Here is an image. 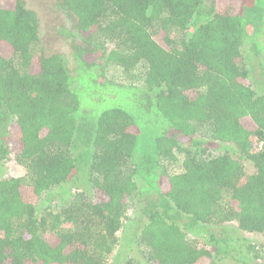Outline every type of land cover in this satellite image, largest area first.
Instances as JSON below:
<instances>
[{
  "label": "trees",
  "instance_id": "1",
  "mask_svg": "<svg viewBox=\"0 0 264 264\" xmlns=\"http://www.w3.org/2000/svg\"><path fill=\"white\" fill-rule=\"evenodd\" d=\"M54 8L69 55L36 53L37 14L0 0V161L24 169L0 179V264H264L233 236L264 240V0Z\"/></svg>",
  "mask_w": 264,
  "mask_h": 264
},
{
  "label": "rangeland",
  "instance_id": "2",
  "mask_svg": "<svg viewBox=\"0 0 264 264\" xmlns=\"http://www.w3.org/2000/svg\"><path fill=\"white\" fill-rule=\"evenodd\" d=\"M59 0H23L26 7L31 11L37 14L39 20V34H40V46L35 49L36 53H43L45 56L54 55V54H62L69 55L70 53V42L67 40L66 36L60 33V29L65 27L66 17L57 11H55V4L58 3ZM113 48V45L109 44L105 47V52L108 53ZM258 72V69L256 70ZM111 77L116 79V73L114 70L110 73ZM264 92V91H263ZM119 94V93H118ZM120 94L117 99H109L108 103L118 101ZM121 101V100H120ZM123 105V103H121ZM129 104H124V106ZM206 134L201 135L204 138ZM216 155V154H215ZM168 173L170 174H179L181 172L180 165L170 164L167 167ZM252 169L249 164H246L245 172L251 173ZM24 175L23 167L19 166L13 159L12 154H8L6 160L0 161V179L8 178V177H22ZM81 191H86V186L80 182H72L69 186H64L61 190H54L49 198L48 204L58 205H66L72 201V197ZM50 208V206H48ZM134 210H129V217L132 218ZM131 221L125 223L122 232L123 239L128 237V234L132 232V228H130ZM127 234V235H125ZM234 237L245 238L248 242L253 244H262L264 245V240L258 236L251 234H240L235 232L233 234ZM123 249V248H122ZM133 259L142 261L140 255L138 254L136 249L130 253ZM231 259H224L217 264H230ZM111 262V261H110Z\"/></svg>",
  "mask_w": 264,
  "mask_h": 264
}]
</instances>
